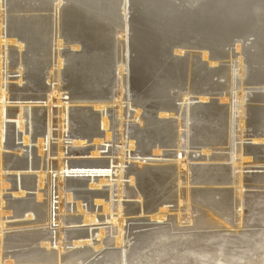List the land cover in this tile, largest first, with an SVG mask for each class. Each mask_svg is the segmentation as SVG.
<instances>
[{"label":"rangeland","instance_id":"1","mask_svg":"<svg viewBox=\"0 0 264 264\" xmlns=\"http://www.w3.org/2000/svg\"><path fill=\"white\" fill-rule=\"evenodd\" d=\"M37 1L38 3H36ZM49 1L50 2L52 1V3H50ZM49 1L35 0V2L31 1V3L29 1L30 4L29 3L26 4L25 2H22V7L15 9V5H17L18 3L17 0H0V5L2 4V7H3L2 11L4 14V20H5V27H4L5 32L3 35V40L5 41V39H11V40L18 41L19 43H21L19 39L24 40L23 41L24 43H21L23 44L22 50H20L17 45H10L8 49L0 48V52H4V57L5 58L8 57V63L4 62V65H3V70H2L3 73L1 71V74L3 76L2 85L7 94L6 96H8V100L5 101L4 99L6 109L4 111V116L2 117L4 118L3 120H1V106H0V121H2V123L4 124L5 136H6L5 139L3 140V149H2V155H3L2 156V159H3L2 169L4 168L3 169L4 186L3 187L1 186V181H0V190H2V193L0 192V200L4 202V206H3L4 210H6L7 207L8 208L11 207V205L15 206L17 203H20V202L24 203L25 201L26 203H31V204L33 203L34 204L35 203L45 204V202L48 199V196L43 194V199L41 201H38L37 196H36L37 191L35 190L36 186L38 190V185H37L38 183H36L38 181V174L39 172H43L52 177L51 178V188H52L51 191L52 190L53 191L51 192L52 194L51 201H53V204H54V205L51 204V222L44 223V226H40V224L37 225L36 223H34L36 220V218H33L34 216H32L33 219L32 218L26 219V217L18 218V217H15L14 215H8V217H11V218L4 220V222L8 224L9 226L7 225L4 227V230L7 228L8 231L5 230L4 233L2 232L3 237H5V235L10 236L12 234L11 236L18 237V239H20L21 241L20 244L24 245L25 248L20 247V248H15L12 250L11 249L7 250V248L3 246V248L0 250V255H1L0 262L6 263V261L7 262L11 261L10 257L14 255L12 258V261L16 262L15 259L19 257L20 260H18L17 262H22V263L24 262V264H26L25 263L26 261L40 259V258H43V256L45 257L46 255H44L45 253L44 251H47V250L57 251L59 248L58 246L59 244L61 245V248L64 251V252L62 251V255L64 256L72 255L73 257H76V256H79L81 253L83 255L86 251H88L86 255L84 254L85 255L84 257L87 258V260H85L81 264H95L97 263V261L99 263V261L102 260L101 258L104 257V254H106L108 251H111V250H114L118 252L120 255H122L124 259L122 261L123 263H120V264H125L126 262L125 255L128 249L131 250L132 246H133L132 248L137 247V244L139 243V240L142 235L154 233V232L158 233L162 231L163 233H165V230H166L167 234L165 233L166 236H164L163 240L160 239L162 240L161 243L159 240L157 245L151 247L150 249L145 250L144 254L141 257L142 259L134 260L132 263L136 262L134 264H190V263L193 264L195 263V261L192 258H189L187 261H184V259L181 258L182 255L186 254L184 252H187L188 250H190V251H195L197 254H202V253L205 254L204 252L206 253L208 252L207 254L209 255H207V258L203 259V262L209 261L208 264H218V263L219 264H225V263L226 264H249L250 262H252V264H262L259 262L264 259V72H262L264 71V69L262 70V68H264V64L263 62L256 60L254 57L253 58L251 57L250 52L253 51L252 44L256 40L255 36H253V34H244L245 36L242 34L237 35L238 33L232 35L230 39L226 41V43L218 44V49H217L219 51L218 55H215V56L210 55L208 59L209 61L205 59L203 60L202 58L203 53L207 51L204 48L205 46L203 45L204 46L203 47L202 44L200 43H198L197 45L194 42H191V43H188V46H187V43L185 44L184 42H178V43H175L174 45L172 44L174 46L173 48V46L171 45L172 51L174 50L176 51L178 48L180 49L181 45L182 47H184V51L185 52L187 51V52L186 53L184 52V55H181V57L183 60L184 59L186 60V62L184 60L185 63L184 62L183 63L186 65L188 64V65L187 66L182 65L184 67L182 69L184 70L181 69V71L182 72L184 71V73L180 71L181 74L177 75L180 77L181 75H183V77L181 78L182 80L180 79V77L172 75V77L167 79L168 82H165L162 84V81H159L156 78L158 76L154 77V75H152L153 77L151 78L146 77L147 79L146 78L144 79L142 78L143 76L140 77V75L137 73H136L137 77H136V74L133 75V70L134 72H137V69H134L131 63L134 65V63L136 62L137 56L135 54V48H133V45H134V42H132L133 41V33H132L133 31L131 30H136L135 29L136 25L134 27L136 15L134 14V11H133L134 7L130 5L131 4L130 0H120L118 2L117 9L119 13L117 15L119 18L117 19L116 23L112 25L113 29L117 30V33L114 32L111 35L112 39L109 41V43H108V38L106 37L107 39V42H105L106 46H103L104 49L100 47L101 52L100 50L98 52L100 57L96 55L97 53L95 54V52H93L92 49H89V51L91 52L88 51V48L84 49V44L79 43V45L81 46L80 47L78 43H76L78 42L77 40L80 39V37L79 38L73 37L72 33L75 35L77 33V35L80 36V34H78L79 31L75 33L72 32L73 28H71L70 26L68 28L67 25H70V24H68L69 22L66 21L67 20L66 13H68L66 8L68 6L69 7L72 6L71 3L69 2V5H68L67 1H63L62 5H60L61 7L56 13V7H57L56 1L57 0L55 1L49 0ZM41 2H44L42 4H45L44 9H41L38 6L39 3ZM46 2H48L47 3L48 7L46 6ZM35 3H36V7L33 6ZM52 5L55 7H53ZM80 7L82 8L81 10H84L82 6ZM37 8H38V11H37ZM46 9H49V11ZM40 11H43V12H40ZM63 11H65L66 16L65 14H63ZM37 17L41 18L40 19L42 20L41 24L44 27H41V24H38V26L32 25V23L34 22L33 19ZM57 17H58V20H57ZM59 17L61 18L59 19ZM55 22L56 23L58 22V24H56ZM127 23L128 25L129 24L130 25L128 26ZM39 27H41L40 30H39ZM46 30L48 31L46 32ZM123 30L125 34L120 32ZM37 31H39V33L41 34V35L39 34L40 36L38 35ZM41 31L45 32V35ZM130 32L132 34H130ZM63 33L66 34V36L68 37H66ZM69 34L73 38H71ZM12 35H15L16 38L12 37ZM129 35L132 37H130ZM55 37L58 39H56ZM53 38L56 40L54 41ZM171 38L172 40L175 39L174 37H171ZM60 39L63 42L62 43L63 46L62 48H60L61 50L59 49L60 54L64 62L65 61L66 62L64 63L63 65L64 67L62 68L61 81L60 82H58L57 80L49 81V76L51 74V71L52 70H54V72L57 71V69L54 67L55 66L54 60L56 58V54L54 55L55 49L53 48H55L54 45H56L57 40H60ZM69 39H72V40H69ZM128 40H130V42ZM69 41L71 43L73 42L72 43L73 45ZM35 42H36V45H35ZM4 44L6 45V42ZM108 44H109V47H108ZM39 45H42L44 47L42 48ZM70 45L74 49H71L72 47ZM185 45L187 47L190 46L189 48L191 49H188ZM35 46L38 48V50L35 49L36 48ZM39 47L41 48L39 49ZM51 47L52 49H50ZM175 47H177V49ZM102 50L105 55L102 53ZM51 52L53 55H51ZM44 54L46 58L44 57ZM38 55L39 57H37ZM72 55L74 56L72 57ZM91 56H92V60L95 59L94 62L92 60H91L92 62H90ZM40 57H42L43 60ZM80 57H81V60H80ZM212 57H214L213 60H211ZM86 59H88L89 62L88 61L86 62ZM40 60L43 62L45 61V62L43 63ZM36 61L38 63L34 67V65L36 64ZM80 61L81 62L84 61V62L81 63ZM101 61H103L104 65L103 64L101 65L102 63ZM104 61L106 62L104 63ZM121 61H123V63L125 64V69H126L122 80H120V77L118 76L119 73L117 69L118 63ZM211 61L213 62L216 61L217 65L209 66V63ZM241 61H243L242 67L244 71L248 73L246 74L247 77L244 76V78H241L239 74L240 68H241L240 67ZM77 62H80V63H77ZM40 63L43 64L42 67H40L41 66ZM45 63L46 65L44 66ZM51 63H53L54 65H52ZM96 63H98L97 68L95 65ZM256 64L258 66H256ZM191 65L194 66V68L192 66L194 71L192 70ZM20 67H22V73H20ZM195 67L197 71L195 70ZM199 69L202 70V72L205 71L204 72L205 75L201 76V78L200 76H196L197 74L196 72H199ZM161 70L162 69H160V72ZM191 70L194 74L195 73L196 74L190 76L189 72H191ZM218 70L220 71V73H218L219 72ZM222 73L224 75H222ZM231 73L233 74V78H234L233 85H232L233 88L229 90L230 84H231L230 83ZM203 77H204V80L207 79L205 81L206 83L202 82L204 81ZM109 81L112 83H110ZM96 82L97 83L99 82L100 84L99 83L98 84L100 86L97 85ZM172 82L174 83L172 84ZM200 85L201 87H199ZM145 86L147 87V91L145 89ZM155 88L157 90H155ZM148 89L150 91H148ZM241 90L243 91L244 94L242 95H244V98H245V99L243 98L244 104L242 105L243 114H241V111H239V109L241 108L239 104L240 100H239V97L236 96L242 93ZM57 92L59 95H57ZM82 94H83V97H85V100H81V101L74 100L75 95L80 96ZM202 94H205V95H202ZM144 95L146 99L144 98ZM50 96L54 98L53 99L54 103L52 105L49 104ZM100 96L105 97L107 101V102L105 101V104L109 108V110H106L107 114L105 113L109 121L108 132L111 136V138L108 140L105 139V136L106 134H108V132L105 133V131L107 130L104 131L101 125V120H100L101 113L99 110L94 109V105H95L94 99ZM204 96L206 97L208 96L207 97L208 101H205L202 104L198 99H201ZM17 97L20 98L21 100L18 99ZM87 97H88V100H86ZM184 99H186L187 101H185ZM220 99L222 100L223 104H221ZM58 102H61L63 106L68 107L70 109L67 115L65 116L60 115V109L63 106L58 104ZM133 103L135 104L133 105ZM164 104L170 109V111L168 110V112L164 114L165 116L162 117L160 113H163V112H159L158 110H156L155 106L164 105ZM187 105L191 106L192 109H194L195 107L199 105L200 107L198 108V111H200L199 114L201 115L199 116V118H203V119L205 118L207 121L204 120V122L205 121L206 122L204 124L201 123V125H199V123L195 125L191 121L188 122L187 120L189 117L186 111L184 115H182V120H181V114H180L181 109L182 107L184 106L186 107ZM21 106L25 109L24 113L27 114V116L29 115V107H33L35 111H39L40 112L39 114L42 118L43 125L45 126V128L47 127L49 117L51 116L52 137H51V143L49 145V148L46 147L44 149V152L46 153L44 155V160L41 159V155L38 152L39 151L38 146H37V143L34 137L31 136L30 143L28 145L24 143V136H29L27 133L29 132V128L27 131L19 130L17 123H16L17 120L15 118H12V116H10L11 112L20 110ZM49 107L52 108L51 111L49 110ZM211 107H212V110H211ZM120 108L122 109L121 114L118 111L120 110ZM79 109H83V110H79ZM138 109L140 110V117H139L140 119L135 121V117L138 112ZM146 109H147V112H146ZM78 110L81 111V113H78ZM209 112L211 113L209 114ZM203 113H204V117L202 115ZM211 116L212 117L214 116V117L212 118ZM216 117L218 118L216 119ZM211 118H212L213 123L208 122L209 120H211ZM219 119L222 123L219 121ZM242 120L244 121V126L240 127V123H242ZM144 121H146L145 124H144ZM26 122L27 124H29L28 119L27 121L25 120V123ZM89 122L92 123V126L90 127V129L88 128V126L85 125L86 123L89 124ZM148 123H150L151 125ZM218 125H223V127H225V130H227V127H229L230 129L225 132L223 131L225 134V139L223 140V142H221V144L212 147V150L208 155L203 152V150L206 149V146H203L200 143V140L198 141L196 137L202 134V131H200L201 127L202 128L207 127L209 129L211 127V128L216 129ZM161 126L164 129L163 132L161 131L162 129ZM181 126H182V129H181ZM148 131H149V134H148ZM150 131H152L153 133H151ZM189 131H190V134L188 135ZM129 135H130V138H129ZM148 135H150L151 137ZM100 136L101 138H103L102 140H104L106 143H102L103 145L99 144L98 151L101 155L100 157L93 158L91 156L92 152L97 151L96 150L97 148L94 146V140L99 139ZM136 136L137 138H135ZM168 136L171 141L169 140ZM200 136L202 137V135ZM132 137H134L135 140ZM139 137L141 138L144 137V138L141 139ZM183 137L184 139H182ZM151 138L152 139L154 138L155 142L151 140ZM231 138H232V141H231ZM148 139H150V141H147ZM129 140L135 142V148L132 149L131 151L129 148V142H130ZM179 140H181L180 141L181 144L179 143ZM152 141L155 144L154 143L151 144L150 142ZM74 142H80L82 143V146L73 145ZM148 142L150 144H147ZM165 142L168 145L162 144ZM157 143L160 144V146L162 145L161 146L162 148H160V146H156L158 145ZM154 145L157 147V149H155L156 147ZM179 145L180 147L181 146L182 147L181 148L178 147L177 149V146ZM61 148L62 150H64L63 151L64 156L62 160H65L67 164L69 163L68 165H71V164L75 165L78 163L82 164V162H85V161H100V160H105V159H106V162H116L117 163L116 165H114V167L117 169V172H115V174L116 176H118V174L119 175L123 174L122 175L123 180L121 179L120 182H122L121 184H123L122 187L125 193L123 195L121 204H122V207L124 206L122 208V211H123V216L125 220L124 224L126 223L124 226L126 228L124 227V232H123L124 240L120 246L118 247L115 246L113 242V239L116 236L115 234H117L118 232L117 223H114V222L112 223V221H110L107 217L102 215L99 211L100 205L97 206L95 204V201H97L98 199L103 202H107V201L105 199H100L98 197L90 198L88 201H81L82 207L84 208L86 207L85 208L86 211L88 210L89 213L96 214L97 216L99 215L97 218L98 222L96 221L97 223L95 222V224L91 223V225L90 224L84 225L83 223H80L81 220H79L78 213L73 212L75 211V208H76L75 204L78 202V199L75 198V196L73 195L74 193H72V200H70L72 203L69 201L67 202L66 198L68 197V192L66 191L63 193L64 195L62 199L65 200L64 202L68 203V204L66 203L65 204L69 205L70 213L65 212V214H63L62 216L67 219H74L76 220L75 221L76 223L61 225L59 229L62 228L64 230L61 233L66 234V236L65 234L62 236L63 239L60 240L61 242L56 241V239L54 242H49V239L46 238V239H42L41 244L39 245L31 244L35 240V239H32L34 237H32L33 235L31 233L41 230L40 232H43L45 234L46 230H49L52 232L58 228V225H57L58 222L56 221V219L57 217L59 218L61 215L58 214V206H57L59 203V199H58L59 195L57 192L58 190L56 189L57 188L56 186H58V184H56L58 183V179H56L58 178L56 165H58L59 163V157H58L57 151L58 149L61 150ZM103 148H106V149H103ZM141 148H145V149H141ZM146 148L147 149L149 148L148 151H146L147 150ZM121 150H124L122 155L120 153ZM151 150L153 153L151 152ZM155 150L158 152L155 153ZM240 153L243 154L244 156L242 161L239 158ZM145 154L155 155L156 157H147L148 158L147 160H152L154 161V163H148L146 165L140 166L139 162L144 159ZM118 158H121V159H118ZM246 158L250 160L249 161L247 160V162H245ZM177 160L184 163L183 164L184 166L188 165V168L190 169V171L188 172L187 171L188 169L184 168L182 171L184 173H182L180 177H179V173H178L179 171L177 168V162H178ZM17 162L18 163L23 162V163L22 164L19 163L20 164L19 165L17 164ZM119 162L122 165H120ZM26 163L28 166L25 165ZM172 164L174 165L171 166ZM49 168L51 170H48ZM203 168H205L204 170L205 172L206 170H211V169L213 171L214 169L215 170L221 169L222 171L221 175H220V172L217 173V171H215L213 172L214 174H212V176L214 177L215 175L219 174L222 177V175H226L229 178V180H231L230 181L231 186L229 185L227 186L225 185L208 186L207 185L206 186V185H203L202 183L194 184V182L199 183L198 180L201 176H206L205 174H203L205 173L203 171ZM134 170L135 171L138 170L137 174ZM140 170H143V171H140ZM160 170H161V174H160ZM169 171L170 172L172 171V173H174L175 171L174 176ZM155 172H156V176H155ZM66 173L67 174L69 173L68 176L73 178L71 181H76L75 180L76 176L74 174L76 175L82 174V173L85 174L86 176L83 175L82 177L86 178L87 181H91V179L93 180V175H96L95 174L96 171H85V172H80V171L68 172L67 171ZM200 173L203 175H201ZM20 174L22 175L21 177L19 176ZM47 175L45 176V184H44L45 186L47 183ZM132 175H134V177ZM170 175H172L171 176L172 178L170 177ZM68 176L67 178H69ZM148 176L149 178L145 179ZM157 176H159L158 179L155 178ZM162 176L165 179H163ZM175 176L176 178H174ZM209 176H211V174ZM130 177L134 178L135 185L130 183L131 182L129 181ZM235 177L236 178L242 177L241 178L242 186H243V189L241 190L242 192L238 191L237 187L233 184L235 183V179H236ZM160 178L162 179L163 182H161ZM166 178H168L167 180L168 182L170 181L169 183L166 181ZM34 181H35V187L33 186ZM148 181L154 184L152 185L154 188H152L151 183H149ZM189 181L191 182V185H188ZM31 182L33 184H31ZM158 182L159 183L161 182V183L159 184ZM145 183L147 184L148 187L146 186ZM25 184H26V187H25ZM89 184L90 182L88 183L84 182L85 187H82V190L81 188H79L76 192L84 191L87 194H94V195L95 194L97 195L100 193L101 194L103 193V195L104 194L107 195L109 194L108 192H110L108 190L109 186L106 184L104 185L106 187L103 189L101 188L100 190H98L97 188L91 189L92 187H89ZM155 184L156 185L158 184L157 187L155 186ZM113 185L115 186L113 187H114V191L116 192L115 200H114L115 201L114 206H116L118 202L117 196H118L119 188L117 186V183L114 182ZM28 187L30 188L27 189ZM166 187L167 189H165ZM21 188H24L22 189V191L24 190L25 195H22V196L16 195L17 192L18 193L22 192V191H19ZM45 188L43 187L42 190H44ZM162 188L163 190L161 191ZM144 189L145 190L147 189L148 191L147 190L145 191ZM210 189L212 193L210 192ZM205 190L206 192H204ZM129 191H131V194L129 193ZM226 192L228 193L230 192V193L227 194ZM146 195L148 196L150 195L151 198L150 196L148 197ZM212 196H214L213 197L214 199L212 198ZM146 197L150 199L147 200ZM153 197L155 198L152 199ZM185 198L186 199L188 198V200L189 199L190 200L186 202ZM156 200H159V202H157ZM161 201H162V204L160 203ZM218 202H220V205ZM228 203L229 205H227ZM151 205L156 209L154 210V208ZM205 205L207 206V208ZM163 206L168 207V212H167L168 217L165 218L166 220L165 219L163 221L153 220L151 215L154 214L155 216L156 214H158L157 211H160L159 209H161ZM209 206L211 207V209H209L210 208ZM55 207L57 210L55 209ZM66 207L67 206L65 207L63 206V211L68 209ZM217 207L219 210L216 209ZM113 210H115V213ZM113 210H112L113 215H116L118 211L116 210V208ZM148 210L150 213L146 212ZM23 215H20V216H23ZM210 215L211 216L213 215L212 217L216 219L223 218L222 216L225 215L226 218H228L227 219L228 223L226 222L224 223L223 221V224L226 225L225 227L223 225L217 226V224L212 225L213 227L209 226L210 228L205 227L206 229L203 227H200V222L207 219L208 216ZM110 217L111 219L114 218L112 214H110ZM115 217L116 218L114 219L116 220L117 216ZM30 219H32V223ZM64 222L66 223L65 220ZM36 225L38 227H35ZM102 228L107 232V234L105 232L106 236L104 234H101V235L99 234V231ZM18 232L20 236L18 235ZM113 232L115 233L113 234ZM68 233L70 234L69 236H68ZM74 233L75 234L78 233L77 236L82 234L81 236L91 237L90 243H92L93 241V245L90 244L91 246H81L78 248L77 247L74 248L73 242L76 239H72V238L77 237L75 236ZM27 234L28 235L30 234L31 236L29 235V237H27L28 236ZM72 235H74V237ZM107 235H108V238H107ZM21 236L23 239L21 238ZM54 236L55 235H53V237ZM98 236H102V237L104 236L105 240L107 239L106 241L112 244V246H107L103 250L94 252L92 246L96 245L98 241L100 240ZM192 237L195 239H193ZM161 238H163V236H161ZM167 238H169L170 240L168 241ZM45 242H48V243H45ZM28 244H31V245H28ZM220 246L222 248H220ZM32 247H34L36 250ZM20 251L22 252V254ZM42 251L44 252L43 255H42ZM89 252H91V254ZM28 254L29 256L31 254L32 257L29 258ZM34 254L37 256L39 254L40 255L38 256V258L37 257L33 258L35 257ZM237 254L238 255L242 254L243 261L239 263L235 262L234 260L235 258L233 257H235ZM15 255L17 256L16 258H15ZM23 255H24V259L21 258L23 257ZM49 256H46V257H49ZM51 256H53V254H51ZM229 256H231L232 259H230L231 257ZM226 261H228L229 263Z\"/></svg>","mask_w":264,"mask_h":264},{"label":"bare ground","instance_id":"2","mask_svg":"<svg viewBox=\"0 0 264 264\" xmlns=\"http://www.w3.org/2000/svg\"><path fill=\"white\" fill-rule=\"evenodd\" d=\"M18 1V3H17V5H15V9L16 8H19V7H22V2H25L26 4L27 3H29V1H30V3H31V1H34L35 2V0H17ZM47 1H49V0H47ZM55 1V0H54ZM53 1V2H54ZM63 1H67L68 2V5H69V2L71 3V5L72 6H66L67 8V11H68V13H66L67 14V18L66 17H64V18H66L67 20L66 21H68L69 23L68 24H70V25H67L68 26V28H69V26L71 27V28H73L71 31L72 32H78V34H80V36H78L77 35V33H76V35L75 34H73L72 32V35H73V37H80V39H78L77 41L78 42H76V43H78V45H79V43H82V44H84V49L86 48H88V51H89V49H92L93 50V52H95V54L96 55H98L99 56V54H98V52H99V50H100V52H101V49H100V47L102 48V49H104V47L103 46H106V43L105 42H107V39H106V37L108 38V43H109V41L112 39V34L115 32V33H117V30H114L113 29V24H115L116 23V21H117V19L119 18L118 17V13H119V11H118V9H117V4H118V2L120 1V0H57L56 1V4H57V7H56V13H57V11L59 10V8L61 7L60 5H62V3H63ZM192 2H193V0H191ZM195 1V0H194ZM50 2V1H49ZM130 2H131V4H132V6L134 7L133 9V11H134V14L136 15H133V16H135L136 17V20H135V24H134V27H135V25H136V27H135V29L136 30H131V31H133L132 33H133V41L132 42H134V45H136V46H134L133 45V48H135V54H136V62L134 63V65L131 63V65H132V67L134 68V69H137V72H134V70H133V75L134 74H139L140 75V77L141 76H143L142 78H146V77H148V78H151V77H153L152 75H154V77L155 76H158V77H156L159 81H162V84L163 83H165V82H168L167 81V79H169L170 77H172V75H175V76H177L178 74L180 75L181 73H180V71H181V69L182 68H184L183 66H185L186 64H184L185 62H186V60H185V62H184V60L182 59V57H181V55H184V47H182V45H181V48L179 49H177V47L179 46V44H178V46L177 47H175L177 50L175 51H172V46L175 44V43H178V42H184L185 44L187 43V46H188V43H191V42H194L195 44H197L198 45V43H200V44H202V46L206 49V51L207 52H205V53H203V56H202V58H203V60L205 59V60H208L209 59V57H210V55H218V44H221V43H226V41H228V39H230V37L232 36V35H234V34H236V33H238L237 35H239V34H242V35H244V34H253V36H255V38H256V40H255V42L252 44V50L253 51H251L250 53H251V57L253 58H255L256 60H258V61H261V62H263V64H264V0H199V2H200V5L198 6V10H196V8H195V10H196V12L194 13L193 12V14H189V17L190 18H188V19H186V17L185 16H180L181 18H182V20L183 21H181V18L178 16L177 17V15H175V16H173V15H171L170 14V12L172 11V10H174V9H177V8H179L180 6H182V4L185 6V8L187 9V10H190L189 9V7H190V5H191V3H190V0H173V1H169V0H130ZM136 2V3H135ZM2 3V2H1ZM14 3V2H13ZM29 3V4H30ZM36 3H38V1L36 2ZM36 3L33 5V6H35L36 7ZM42 3H44V2H41V3H39V8H41V9H44V7H45V4H42ZM48 2H46V6L48 7V4H47ZM50 3H52V1L50 2ZM65 3V2H64ZM73 3H74V5H73ZM56 4H55V6H56ZM130 4V5H131ZM25 5V4H24ZM32 5V4H31ZM77 5V6H76ZM129 5V6H130ZM26 6V5H25ZM28 6V5H27ZM53 6V5H52ZM55 6H53V7H55ZM80 6H82L83 8H84V10H86V11H84V10H81L82 8L80 7ZM52 7V8H53ZM136 7V8H135ZM2 4L0 5V48L1 49H4V48H9L10 47V45H17L18 46V48L20 49V50H22L23 49V44H21V43H24L23 41V39H19V41H21V43H19L18 41H16V40H11V39H5V41L3 40V35H4V27H5V20H4V14H3V11H2ZM51 8V7H50ZM130 8V7H129ZM33 9H34V7H33ZM62 9V8H61ZM60 9V10H61ZM63 9H65V8H63ZM21 10H22V8H21ZM40 10V9H39ZM46 10H48L49 11V9H46ZM54 10V9H53ZM52 10V11H53ZM37 11H38V8H37ZM66 11V12H67ZM87 11H88V13H87ZM122 11V10H121ZM40 12H43V11H40ZM46 12V11H45ZM54 13V12H53ZM61 13V12H60ZM63 14H65V11H63ZM62 14V15H63ZM66 14H65V16H66ZM60 15V14H59ZM131 17V16H130ZM61 17H59V19H60ZM134 18V17H133ZM41 18H39V17H37V18H34L33 20H34V22L32 23V25H36V26H38V24H41L42 22V20H40ZM103 21H102V20ZM22 20H24V19H22ZM57 20H58V17H57ZM133 21V20H132ZM65 22V21H64ZM130 22V21H129ZM17 23H18V21H17ZM44 23V22H43ZM56 23V22H55ZM66 23V22H65ZM64 23V24H65ZM56 24H58V22L56 23ZM46 25V24H45ZM127 25H128V23H127ZM130 25V24H129ZM128 25V26H129ZM31 26V25H30ZM57 26V25H56ZM59 26V25H58ZM123 26V25H122ZM32 27V26H31ZM34 27V26H33ZM41 27H44V26H42V24H41ZM41 27H39V30H40V28ZM36 28V27H35ZM46 28V27H45ZM57 28V27H56ZM64 28V27H63ZM70 28V29H71ZM130 28V27H129ZM132 28H133V26H132ZM37 29V28H36ZM47 29V28H46ZM69 29V30H70ZM75 29V30H74ZM28 30V29H27ZM38 30V29H37ZM43 30H45V29H43ZM58 30V29H57ZM31 31V30H30ZM35 31V30H34ZM33 31V32H34ZM48 30H46V32H47ZM61 31V30H60ZM63 31V30H62ZM68 31V30H67ZM128 31H130V30H128ZM42 33H44V35H45V32H43V31H41ZM59 32V31H58ZM57 32V33H58ZM121 33H123V34H125V32H124V30L123 31H120ZM188 32H190V33H188ZM37 33H38V35L40 34L39 33V31H37ZM60 33V32H59ZM69 33V32H68ZM70 33V34H71ZM131 32H130V34H132ZM19 34V33H18ZM64 34V33H63ZM69 34V35H70ZM108 34H109V36H108ZM128 34H129V32H128ZM35 35V34H34ZM37 35V34H36ZM37 35V36H38ZM41 35V34H40ZM39 35V36H40ZM47 35V34H46ZM65 36H66V34H64ZM75 35V36H74ZM36 36V37H37ZM58 36V35H57ZM64 36V37H65ZM130 36V35H129ZM245 36V35H244ZM12 37H15L16 38V36L15 35H12ZM22 37H24V36H22ZM53 37V36H52ZM59 37V36H58ZM66 37H68V36H66ZM70 37L71 38H73L71 35H70ZM130 37H132V36H130ZM129 37V38H130ZM171 37H174L175 39L174 40H172V38ZM32 38V37H31ZM39 38V37H38ZM45 38V37H44ZM56 38V37H55ZM54 39V38H53ZM56 39H58V38H56ZM56 39H54V41L56 40ZM77 39V38H76ZM132 39V38H131ZM36 40V39H35ZM69 40H72V39H69ZM37 41V40H36ZM40 41H42V40H40ZM44 41H45V39H44ZM52 41V40H51ZM73 41H74V39H73ZM129 42H130V40H128ZM6 42V45L4 44ZM32 42H33V40H32ZM70 42V41H69ZM131 42V43H132ZM38 43V42H37ZM63 42H62V40L60 39V40H57V42H56V45H54L55 46V48H53V49H55V53H54V55L56 54V58H55V56H54V58H55V68L57 69V71H55L54 72V70H52L51 71V74H50V76H49V81L50 80H53V81H58V82H60L61 81V73H62V68L64 67L63 65H64V63L66 62H64V60H63V58L61 57V54H60V48H62V46H63V44H62ZM68 43V42H67ZM71 43V42H70ZM73 43V42H72ZM71 43V44H72ZM125 44V43H124ZM173 44V45H172ZM182 44V43H181ZM35 45H36V42H35ZM73 45V44H72ZM172 45V46H171ZM39 46H41L42 48L44 47V46H42V45H39ZM51 46V45H50ZM71 46V45H70ZM74 46H76V45H74ZM80 46V45H79ZM186 46V45H185ZM186 46V47H187ZM32 47V46H31ZM36 47V46H35ZM34 47V48H35ZM41 47H39V49L41 48ZM72 47V46H71ZM76 47H78V46H76ZM81 47V46H80ZM108 47H109V44H108ZM190 47V46H189ZM189 47H187L188 49H191V48H189ZM199 47V46H198ZM33 48V47H32ZM173 48H174V46H173ZM35 49H37L38 50V48L36 47ZM45 49V48H44ZM50 49H52V47L50 48ZM60 49V50H59ZM71 49H74L73 47L71 48ZM79 49V48H78ZM77 49V50H78ZM76 50V49H75ZM98 50V51H97ZM106 50V49H105ZM124 50V49H123ZM186 50V49H185ZM3 51V50H2ZM44 51V50H43ZM42 51V52H43ZM73 51V50H72ZM85 51V50H84ZM134 51V50H133ZM21 52V51H20ZM19 52V53H20ZM38 52V51H37ZM40 52V51H39ZM89 52H91V51H89ZM116 52V51H115ZM187 52V51H186ZM185 52V53H186ZM22 53V52H21ZM102 53L104 54V52H103V50H102ZM174 53V54H173ZM37 54H39V53H37ZM42 54V53H41ZM41 54H40V56H41ZM94 54V53H93ZM222 54V53H221ZM51 55H53L52 54V52H51ZM63 55V54H62ZM101 55V54H100ZM105 55V54H104ZM194 55V54H193ZM199 55V54H198ZM74 55H72V57H73ZM185 56H186V54H185ZM184 56V57H185ZM188 56V55H187ZM190 56V55H189ZM20 57V56H19ZM37 57H39V55L37 56ZM44 57L46 58V56H45V54H44ZM65 57V56H64ZM68 57V56H67ZM69 57H70V55H69ZM71 57V58H72ZM76 57H77V55H76ZM75 57V58H76ZM79 57V56H78ZM87 57H88V55H87ZM100 57V56H99ZM217 57V56H216ZM32 58V57H31ZM42 60H43V58L42 57H40ZM39 58V59H40ZM82 58H84V57H82ZM186 58V57H185ZM191 58V57H190ZM51 59V58H50ZM74 59V58H73ZM100 59V58H99ZM214 59V57H212V59L211 60H213ZM220 59V58H219ZM218 59V60H219ZM238 59V58H237ZM36 60V59H35ZM45 60V59H44ZM76 60V59H75ZM78 60V59H77ZM80 60H81V57H80ZM92 56H91V59H90V62H94V60H92ZM183 60V61H182ZM38 61V60H37ZM36 61V64L34 65V67L37 65V62ZM41 61V60H40ZM53 61V62H54ZM85 61V60H84ZM84 61H82V62H84ZM88 61V59H86V62ZM209 61V60H208ZM4 62H7L8 63V57L7 58H5L4 57V52H0V89H1V93H0V106H1V120H3L4 118H2L3 116H4V111H5V109H6V107H5V102H4V99H5V101L6 100H8V96H6L7 94H6V92H5V90H4V87H3V85H2V82H3V76H2V74H1V71L3 70V65H4ZM25 62V61H24ZM33 62V61H32ZM41 62H43V61H41ZM45 62V61H44ZM43 62V63H44ZM81 62V61H80ZM80 62H77V63H80ZM81 62V63H82ZM89 62V61H88ZM102 63H101V65L103 64V61H101ZM106 61H104V63H105ZM184 62V63H183ZM241 63V68H240V72H239V74H240V77L241 78H244V76H246L247 77V75L246 74H248L247 72H245L244 71V69H243V67H242V65H243V61H241L240 62ZM6 64V63H5ZM21 64H22V62H21ZM21 64H20V66H21ZM41 64V66L40 67H42V63H40ZM52 65H54L53 63H51ZM259 64V63H258ZM46 65V63L44 64V66ZM49 65V64H48ZM96 65V68H97V65H98V63H96L95 64ZM94 65V66H95ZM99 65H100V63H99ZM104 65V64H103ZM183 65V66H182ZM188 65V64H187ZM186 65V66H187ZM213 65H217V62L216 61H211L210 63H209V66H213ZM19 66V65H18ZM43 66V67H44ZM93 66V65H92ZM192 66L193 65H191V68H192ZM208 66V67H209ZM256 66H258L257 64H256ZM260 66V65H259ZM23 67V66H22ZM22 67H20V73H22ZM33 67V68H34ZM40 67H38V68H40ZM37 68V67H36ZM35 68V69H36ZM46 68V67H45ZM69 68V67H68ZM193 68H194V66H193ZM193 68H192V70H193ZM202 68H203V66H202ZM211 68V67H210ZM245 68V67H244ZM34 69V70H35ZM118 76L120 77V80H122L123 79V76H124V73H125V71H126V69H125V64L123 63V61H121V62H119L118 63ZM160 69H162L161 70V72H160ZM164 69V70H163ZM189 69H190V67H189ZM198 69V68H197ZM258 69H260V68H258ZM264 68H262V70H263ZM33 70V69H32ZM94 70V69H93ZM182 70H184V69H182ZM192 70H191V72H189L190 73V76H192V75H195L196 73V76H200V78H201V76H203V75H205V71L204 72H202V70H200L199 69V72H196L197 70H196V67H195V74L192 72ZM43 71V70H42ZM194 71V70H193ZM219 71V70H218ZM259 71H261V70H259ZM33 72V71H32ZM132 72V71H131ZM182 72V71H181ZM262 72H264V71H262ZM2 73H3V71H2ZM38 73V72H37ZM98 73V72H97ZM182 73H184V71L182 72ZM193 73V74H192ZM218 73H220V71L218 72ZM260 73V72H259ZM137 74H136V77H137ZM160 74V75H159ZM31 75V74H30ZM222 75H224L223 73H222ZM213 76V75H212ZM261 76V75H260ZM5 77V76H4ZM31 77V76H30ZM35 77V76H34ZM177 77H180V76H177ZM183 77V75H181V77H180V79ZM206 77V76H205ZM208 77V76H207ZM176 78V77H175ZM199 78V77H198ZM210 78V77H209ZM224 78V77H223ZM34 79V78H33ZM147 79V78H146ZM177 79V78H176ZM186 79V78H185ZM192 79V78H191ZM233 74L231 73V75H230V88H229V90H231V88H233ZM37 80V79H36ZM85 80V79H84ZM142 80V79H141ZM152 80V79H151ZM166 80V81H165ZM179 80V79H178ZM182 80V79H181ZM195 80V79H194ZM203 80H204V77H203ZM207 80V79H206ZM206 80H204V81H202V82H205ZM262 80H263V78H262ZM159 81H157V82H159ZM193 81V80H192ZM110 82V81H109ZM154 82V81H153ZM171 82V81H170ZM179 82V81H178ZM182 82V81H181ZM187 82H188V80H187ZM20 83H21V81H20ZM99 83V82H98ZM97 82H96V84L97 85H99ZM110 83H112V82H110ZM145 83V82H144ZM174 82H172V84H173ZM190 83H191V81H190ZM206 83V82H205ZM167 84V83H166ZM105 85V84H104ZM139 85H141V84H139ZM170 85V84H169ZM194 85H196V84H194ZM199 85V84H198ZM41 86V85H40ZM55 86V85H54ZM100 86V85H99ZM163 86V85H162ZM218 86V85H217ZM98 87V86H97ZM110 87V86H109ZM143 87V86H142ZM199 87H201V85L199 86ZM212 87V86H211ZM141 88V87H140ZM153 88V87H152ZM160 88H161V86H160ZM165 88H166V86H165ZM196 88V87H195ZM222 88V87H221ZM126 89V88H125ZM138 89V88H137ZM145 89H146V91H147V87L145 86ZM154 89V88H153ZM201 89V88H200ZM8 90V89H7ZM155 90H157L156 88H155ZM161 90V89H160ZM148 91H150L149 89H148ZM220 91V90H219ZM242 91V90H241ZM139 92V91H138ZM156 92H158V91H156ZM207 92H209V91H207ZM213 92V91H212ZM109 93V92H108ZM107 93V94H108ZM146 93V92H145ZM151 93V92H150ZM165 93V92H164ZM241 93V92H240ZM23 94V93H22ZM105 94V93H104ZM124 94V93H123ZM138 94V93H137ZM163 94V93H162ZM196 94V93H195ZM242 94H244L243 93V91H242V93L238 96V95H236L237 97H239V104H240V109H239V111H241V114H243V101H244V95H242ZM29 95V94H28ZM57 95H59L58 94V92H57ZM202 95H205V94H202ZM21 96H23V95H21ZM53 96V95H52ZM52 96H50L49 97V104H53L54 103V98L52 97ZM97 96V95H96ZM137 96V95H136ZM138 97V96H137ZM208 97V96H207ZM206 96H204V97H202L201 99H198L202 104H203V102H205V101H208V98H207ZM18 98V97H17ZM23 98V97H22ZM141 98H143V97H141ZM144 98H145V95H144ZM244 98V99H243ZM18 99H20V98H18ZM92 99V98H91ZM90 99V100H91ZM122 99V98H121ZM146 99V98H145ZM212 99V98H211ZM21 100V99H20ZM19 100V101H20ZM33 100V99H32ZM74 100H79V101H81V100H85V97H83V94L82 95H80V96H78V95H75L74 96ZM74 100H72V101H74ZM86 100H88V97L86 98ZM95 105H94V109H97V110H99L100 111V120H101V125H102V127H103V129H104V131L105 130H107V131H105V133L106 132H108V127H109V121H108V118H107V116H106V110H109V108H108V106L105 104V101H106V99H105V97H103V96H100V97H96L95 99ZM124 100V99H123ZM141 100V99H140ZM185 101H187L186 99H184ZM221 100V99H220ZM146 101V100H145ZM213 101V100H212ZM217 101V100H216ZM24 102V101H23ZM23 102H22V104H23ZM107 102V101H106ZM130 102V101H129ZM133 102V101H132ZM190 102V101H189ZM221 102V104H223L222 103V100L220 101ZM6 103H8V102H6ZM29 103V102H28ZM32 103V102H31ZM144 103V102H143ZM185 103V102H184ZM183 103V104H184ZM58 104H60V105H62L61 104V102H58ZM135 103H133V105H134ZM149 104V103H148ZM158 104V103H157ZM163 104V103H162ZM186 104V103H185ZM48 105V104H47ZM68 105V104H67ZM155 105H156V103H155ZM201 105V104H200ZM211 105V104H210ZM63 106V105H62ZM145 106V105H144ZM149 106V105H148ZM154 106V105H153ZM152 106V107H153ZM218 106V105H217ZM141 107V106H140ZM146 107V106H145ZM156 108V110H158L159 112H163V113H160V115L162 116V117H164L165 115V113H167L168 112V110L170 111V109L167 107V106H165V104L164 105H159V106H155ZM200 106L198 105L197 107H195L194 109H192L191 108V106H189V105H187L186 107L184 106V107H182V109H181V120H182V115H184V113H185V111L188 113V122H193L195 125H197L198 123H199V125H201V123L202 124H204L207 120L204 118H199V116H201L200 114H199V112L200 111H198V108H199ZM216 107V106H215ZM228 107V106H227ZM246 107V106H245ZM143 108V107H142ZM203 108V107H202ZM214 108V107H213ZM217 108V107H216ZM215 108V109H216ZM220 108V107H219ZM51 107H49V110L51 111ZM89 109V108H88ZM152 109H154V108H152ZM214 109V110H215ZM24 108L21 106L20 107V110H18V111H13V112H11V114H10V116H12V118H15L16 120H17V126H18V129L19 130H21V131H27L28 130V128H29V132H27L28 133V135L29 136H24V143L25 144H29L30 143V138H31V136L32 137H34L35 138V140H36V143H37V146H38V152L40 153V155H41V159L42 160H44V155L46 154L45 152H44V149L47 147V148H49V145H50V143H51V137H52V130H51V116L49 117V120H48V124H47V127L45 128V126L43 125V121H42V118H41V116H40V112L39 111H35L34 109H33V107H29V115L27 116V114H25L24 113ZM28 110V109H27ZM69 108L68 107H65V106H63V107H61V109H60V115L62 116V115H67V113L69 112ZM79 110H83V109H79ZM78 110V113H81V111H79ZM96 110V111H97ZM145 110V109H144ZM202 110V109H201ZM209 110V109H208ZM207 110V111H208ZM211 110H212V107H211ZM219 110V109H218ZM49 111V112H50ZM119 112H120V114L122 113V109L120 108V110H118ZM206 111V112H207ZM216 111V110H215ZM214 111V112H215ZM221 111V110H220ZM219 111V112H220ZM8 112V111H7ZM48 112V113H49ZM54 112V111H53ZM95 112V111H94ZM146 112H147V109H146ZM158 112V113H159ZM28 113V112H27ZM106 113V114H105ZM171 113V112H170ZM205 113V112H204ZM204 113L202 114L203 115V117H204ZM211 112H209V114H210ZM53 114V113H52ZM147 114H149V113H147ZM261 114V113H260ZM179 115V114H178ZM207 115V114H206ZM213 115V114H212ZM217 115V114H216ZM9 116V117H10ZM63 116V117H64ZM219 116V115H218ZM140 110L138 109V112H137V114H136V117H135V121L136 120H139L140 118ZM187 117V116H186ZM208 117H209V115H208ZM212 117V116H211ZM214 117V116H213ZM212 117V118H213ZM259 117V116H258ZM97 118V117H96ZM149 118V117H148ZM147 118V119H148ZM212 118H211V120H209L208 122H212ZM218 117H216V119H217ZM27 119H28V121H29V124H27V122L25 123V120L27 121ZM110 119V118H109ZM208 119H210V118H208ZM145 120V119H144ZM163 120V119H162ZM204 120H206L205 122H204ZM219 121H220V119H219ZM145 122L146 121H144V124H145ZM149 122V121H148ZM181 122V121H180ZM221 122V121H220ZM151 123V122H150ZM150 123H148V124H150ZM154 123V122H153ZM213 123V122H212ZM222 123V122H221ZM228 123H229V121H228ZM179 124V123H178ZM207 124H209V123H207ZM45 125H46V123H45ZM86 126H88V128L90 129V127L92 126V123L91 122H89V124L88 123H86L85 124ZM151 125V124H150ZM158 125V124H157ZM186 125V124H185ZM210 125H211V123H210ZM153 126V125H152ZM160 126V125H159ZM184 126V125H183ZM213 126V125H212ZM244 126V121L242 120V123H240V127H243ZM154 127H156V126H154ZM209 127V126H208ZM131 128V127H130ZM161 131L163 132V127L161 126ZM195 128H197V127H195ZM220 128H222V129H220ZM181 129H182V126H181ZM191 129V128H190ZM189 129V130H190ZM224 129V130H223ZM230 128L229 127H227V130H229ZM149 130V129H148ZM227 130H225V127H223V125H218L217 126V128L216 129H214V128H211L210 127V129L209 128H207V127H205V128H202L201 127V130L200 131H202V134H200V135H202V137L200 136V135H198L196 138H197V140L199 141L200 140V143L203 145V146H206V149H204L203 150V152L204 153H206V154H208L209 155V153L211 152V150H212V147H214V146H217V145H219V144H221V142H223V140L225 139V134H224V132L225 131H227ZM133 131V130H132ZM146 131V130H145ZM224 131V132H223ZM151 133H153L152 131H150ZM161 132V133H162ZM139 133V132H138ZM134 134V133H133ZM148 134H149V131H148ZM190 134V131H189V133H188V135ZM151 135V134H150ZM150 135H148V136H150ZM155 135V134H154ZM153 135V136H154ZM164 135V134H163ZM167 135H169V134H167ZM133 136V135H132ZM145 136V135H144ZM179 136V135H178ZM5 128H4V124L2 123V121H0V181H1V186L3 187L4 186V176H3V169H2V161H3V159H2V149H3V140L5 139ZM85 137V136H84ZM147 137V136H146ZM151 137V136H150ZM155 137V136H154ZM88 138V137H87ZM86 138V139H87ZM101 136L99 137V139H96V140H94V146L97 148L96 150L97 151H95V152H92V154H91V156L94 158V157H100V153H99V144H102V143H106L104 140H102L103 138H101ZM111 138V136H110V134H109V132H108V134H106V136H105V139H110ZM129 138H130V135H129ZM134 140H135V138H137V136L134 138V137H132ZM139 138H141V137H139ZM144 138V137H143ZM143 138H141V139H143ZM161 138V137H160ZM167 138V137H166ZM168 138H169V136H168ZM146 139V138H145ZM156 139V138H155ZM179 139V138H178ZM177 139V140H178ZM182 139H184V137L182 138ZM125 140V139H124ZM151 140H153L154 141V138L152 139L151 138ZM167 140V139H166ZM169 140H170V138H169ZM130 141V140H129ZM146 141V140H145ZM147 141H150V139H148ZM150 142L151 144L152 143H154V142ZM171 141V140H170ZM180 141L181 140H179V143H180ZM194 141H196V140H194ZM231 141H232V138H231ZM137 142V141H136ZM142 142V141H141ZM192 142V141H191ZM253 142V141H252ZM138 143H140V142H138ZM149 142L147 143V144H150ZM170 143V142H169ZM45 144H47V145H45ZM61 144V143H60ZM145 144V143H144ZM155 144V143H154ZM158 144V143H157ZM162 144H166V145H168L166 142L165 143H162ZM181 144V143H180ZM198 144V143H197ZM73 145H81L82 146V143H80V142H74V144ZM103 145V144H102ZM137 145V144H136ZM146 145V144H145ZM141 146V145H140ZM155 146V145H154ZM156 146H160V144H158V145H156ZM155 146V147H156ZM162 146V145H161ZM160 146V148H162ZM164 146V145H163ZM143 147H144V145H143ZM147 147V146H146ZM149 147V146H148ZM152 147V146H151ZM166 147V146H165ZM164 147V148H165ZM178 147H180V145L179 146H177V149H178ZM182 147V146H181ZM180 147V148H181ZM210 147V148H209ZM129 148H130V151L132 150V149H134L135 148V142L134 141H130L129 142ZM103 149H106V148H103ZM122 149V148H121ZM126 149V148H125ZM141 149H145V148H141ZM147 149V148H146ZM149 149V148H148ZM148 149L146 150V151H148ZM151 149H153V148H151ZM155 149H157V147L155 148ZM183 149V148H182ZM128 150V149H127ZM159 150H161V149H159ZM63 151L64 150H62V148H61V150L60 149H58V151H57V153H58V157H59V163H58V165H56V169H57V175H58V178H56V179H58V183H56V184H58V186H56L57 188V192H58V199H59V203H58V214H60L61 216L58 218L57 217V219H56V221L58 222V228L56 229V230H54V231H49V230H46V233L44 234L43 232H40V231H36V232H33V233H31L33 236L32 237H34V238H32V239H35L34 240V242H32L31 244H33V245H39V244H41V241H42V239H49V242H54L55 241V239H56V241H60V240H62L63 238H62V236L65 234V233H61V232H63L64 230L61 228V229H59L60 227H61V225L62 224H70V223H76L75 221L76 220H74V219H67V218H65V217H63L62 215L63 214H65V212L66 213H70V211H69V209H70V207H69V205H66V204H68L67 202L69 201V202H71L70 200H72V193H74L73 195L75 196V198H77L78 199V202L75 204V211H73V212H76V213H78V215H79V220H81V222L80 223H83L84 225L85 224H90L91 225V223H94L95 224V222L98 220L97 218H98V216L96 215V214H93V213H89L88 212V210L86 211V207L84 208V207H82V203H81V201H88L90 198H93V197H98V198H100V199H105L107 202H103V201H101V200H97V201H95V204L98 206V205H100L99 207H100V209H99V211H100V213L102 214V215H104L105 217H107L110 221H112V223L114 222V223H117V227H118V232H117V234H115L116 236H115V238L113 239V242H114V245L115 246H120L121 245V243H123V240H124V236H123V232H124V225L126 224H124V222H125V220H124V216H123V211H122V208L124 207H122V199H123V195L125 194L124 193V189H123V184H121L122 182H120L121 181V179H122V175L120 174H118V176H116V174H115V172H117V169L114 167V165H116L117 163L116 162H106V159L105 160H100V161H85V162H82V164H75V165H68L67 164V162L65 161V160H62V158H63V156H64V154H63ZM123 151L124 150H121L120 151V153H121V155L123 154ZM130 151H129V153H130ZM139 151V150H138ZM145 151V150H144ZM163 151V150H162ZM177 151H179V150H177ZM243 151V150H242ZM151 152H152V150H151ZM156 152H158V151H156L155 150V153ZM160 152V151H159ZM153 153V152H152ZM161 153V152H160ZM159 153V154H160ZM163 153V152H162ZM167 153V152H166ZM165 153V154H166ZM181 153V152H180ZM253 153V152H252ZM251 153V154H252ZM249 154V153H248ZM157 155V154H156ZM168 155V154H167ZM172 155V154H171ZM177 156V155H176ZM182 156V155H181ZM49 157V156H48ZM147 157H156L155 155H147V154H145L144 155V159L143 160H141L140 162H139V164H140V166H143V165H146V164H148V163H154V161H152V160H147L148 158ZM157 157H159V156H157ZM179 157V156H178ZM243 154H239V158H240V160L242 161V159H243ZM171 158V157H170ZM248 158V157H247ZM245 159V162H247V160L249 161L250 159ZM118 159H121V158H118ZM127 159V158H126ZM129 159V158H128ZM150 159V158H149ZM178 159V158H177ZM180 159V158H179ZM183 160V159H182ZM229 160V159H228ZM136 161V160H135ZM178 161V160H177ZM11 162V161H10ZM23 162H24V160H23ZM23 162H19L20 164H22ZM26 162V161H25ZM165 162V161H164ZM169 162V161H168ZM184 162V161H183ZM18 162H17V164H19ZM120 163V162H119ZM12 164V163H11ZM16 164V165H17ZM19 164V165H20ZM125 164H126V162H125ZM184 163H182L181 161H178L177 162V168H178V173H179V177H180V175L182 174V173H184V172H182L183 171V169L184 168H187L188 170V172L190 171V169L188 168V165H183ZM7 165V164H6ZM25 165H27V163L25 164ZM120 165H122L121 163H120ZM174 164H172L171 166H173ZM175 165H176V163H175ZM28 166V165H27ZM30 166V165H29ZM170 166V165H169ZM168 166V167H169ZM15 167V166H14ZM118 167V166H117ZM121 167V166H120ZM145 167V166H144ZM159 167V166H158ZM13 168V167H12ZM152 168V167H151ZM156 168V167H155ZM170 168V167H169ZM172 168V167H171ZM71 169V170H70ZM144 169V168H143ZM147 169V168H146ZM145 169V170H146ZM162 169V168H161ZM168 169V168H167ZM167 169H165V170H167ZM202 169V168H201ZM43 170V169H42ZM48 170H51L50 168L48 169ZM120 170H121V168H120ZM149 170V169H148ZM153 170V169H152ZM163 170V169H162ZM176 170V169H175ZM205 170V168H203V171ZM71 172V171H80V172H85V171H96V175H93V180L91 179V181H87L86 180V178H84V177H82L83 175L84 176H86L85 174H74L75 176H76V181H71L73 178H71V177H69L68 176V174L66 173V172ZM119 171V170H118ZM135 171V170H134ZM137 171L138 170H136L135 172H136V174H137ZM140 171H143V170H140ZM154 171V170H153ZM153 171H151V172H153ZM164 171V170H163ZM163 171H162V173H163ZM202 171V172H203ZM215 171H217V173L218 172H220V175H221V169L220 170H218V169H214V171L211 169V170H206V172L205 173H203V174H205L206 176H201L200 178L199 177H197V178H199V183H195L194 182V184H200V183H202L203 185H208V186H219V185H225V186H227V185H229V186H231L230 184H231V180H229V178L226 176V175H222V177L218 174V175H215L214 177L212 176V174H214L213 172H215ZM146 172V171H145ZM144 172V173H145ZM149 172V171H148ZM150 172V173H151ZM167 172V171H166ZM170 172V171H169ZM195 172V171H194ZM199 172V171H198ZM73 173V172H72ZM75 173V172H74ZM86 173H88V172H86ZM115 175H114V174ZM132 173V172H131ZM130 173V174H131ZM143 173V172H142ZM170 173H172V171L170 172ZM174 173H175V171H174ZM174 173H172L173 174V176H174ZM186 173V172H185ZM56 174V173H55ZM146 174V173H145ZM152 174H154V173H152ZM151 174V175H152ZM158 174H159V172H158ZM160 174H161V170H160ZM166 174V173H165ZM164 174V175H165ZM201 174V173H200ZM203 174H201V175H203ZM207 174H211V176H209V175H207ZM216 174V173H215ZM225 174V173H224ZM239 174V173H238ZM47 174H45V173H43V172H39V174H38V181L36 182V183H38L37 185H38V190H37V186L35 187V181H34V187H35V190L37 191V200L38 201H41L42 199H43V194H45L46 196H48V199H47V201L45 202V204H42V203H33V204H31V203H26V201L24 202V203H17L15 206H12L11 204V207H7V209L6 210H4L3 209V206H4V202L2 201V200H0V233H1V235H2V232L4 233V231L5 230H7V228L4 230V227L5 226H7L8 224H6L5 222H4V220L5 219H8V218H11V217H8V215H14L15 217H26V219H28V218H32V216H34L33 218H36V220H35V222L34 223H36L37 225L38 224H40V226H44V223H50L51 222V204L52 205H54L53 204V201H51V192L53 191H51V176L50 175H47V183H46V186L44 185L45 184V176H46ZM54 175V174H53ZM71 175V174H70ZM148 175V174H147ZM146 175V176H147ZM168 175V174H167ZM20 177L22 176L21 174L19 175ZM67 176L69 177V178H67ZM95 176H97V177H95ZM133 177H134V175H132ZM155 176H156V172H155ZM169 176V175H168ZM172 175H170V177H171ZM197 176H198V174H197ZM234 176V175H233ZM240 176V175H239ZM141 177V176H140ZM143 177H144V175H143ZM158 177L159 176H157V177H155V178H157L158 179ZM163 177V176H162ZM167 177V176H166ZM170 177H168V178H170ZM177 177H178V175H177ZM207 177V178H206ZM67 178V179H66ZM147 178H149V176L148 177H146L145 179H147ZM151 178V177H150ZM154 178V177H153ZM154 178V179H155ZM168 178H166V181L168 180ZM172 178V177H171ZM174 178H176V176L174 177ZM188 178V177H187ZM186 178V179H187ZM190 178V177H189ZM236 178V177H235ZM234 178V179H235ZM242 178V177H241ZM241 178H236L235 179V183H233L236 187H237V189H238V191H241L242 189H243V186H242V179ZM138 179V178H137ZM141 179V178H140ZM139 179V180H140ZM144 179V180H145ZM156 179V180H157ZM163 179H165L164 177H163ZM181 179V178H180ZM234 179H233V181H234ZM123 180V179H122ZM149 180V179H148ZM155 180V181H156ZM160 180H161V182H163L162 181V179L160 178ZM204 180V181H203ZM26 181H28V180H26ZM129 181H131L130 183H132V184H134V178H132V177H130V180ZM141 181H143V180H141ZM153 181V180H152ZM158 181V180H157ZM177 181V180H176ZM194 181H196V180H194ZM197 181V182H198ZM57 182V181H56ZM84 182L86 183H88V182H90V184H89V187H92L91 189H93V188H97L98 190H100L101 188L103 189V188H105L106 186H104L105 184L106 185H108L107 187H108V190L110 191V192H108L109 194H107V195H103V193L101 194H87V193H85L84 191H80V192H76L79 188H81V190H82V187H85V185H84ZM114 182L115 183H117V186H118V188H119V191H118V196H117V199H118V202H117V204H116V206H114L115 205V191H114ZM140 182V181H139ZM149 182V181H148ZM154 182V181H153ZM160 182V183H161ZM168 182V181H167ZM170 182V181H169ZM168 182V183H169ZM172 182H173V180H172ZM26 183V182H25ZM149 183H151V182H149ZM155 183H157V182H155ZM159 183V182H158ZM159 183V184H160ZM27 184V183H26ZM26 184H25V187H26ZM31 184H33L32 182H31ZM30 184V185H31ZM146 184V183H145ZM167 184V183H166ZM171 184V183H170ZM193 184V183H192ZM135 185V184H134ZM137 185V184H136ZM150 185V184H149ZM152 185H154L153 183H151V186ZM158 185V184H157ZM157 185L155 184V186L157 187ZM188 185H191V182L189 181V183H188ZM29 186V185H28ZM32 186V187H33ZM114 186V187H113ZM144 186V185H143ZM146 186H147V184H146ZM150 186V187H151ZM162 186V185H161ZM164 186H165V184H164ZM233 186V185H232ZM24 187V188H25ZM45 188L44 190H42V188ZM55 187V186H54ZM148 187V186H147ZM149 187V188H150ZM220 187H222V186H220ZM24 188H21L19 191H22V189H24ZM30 187H28L27 189H29ZM110 188V189H109ZM146 188V187H145ZM148 188V189H149ZM152 188H154L153 186H152ZM164 188V187H163ZM163 188L161 189V191L163 190ZM179 188H180V186H179ZM178 188V189H179ZM216 188V187H215ZM225 188V187H224ZM165 189H167V187L165 188ZM170 189V188H169ZM107 190V191H108ZM116 190V189H115ZM126 190V189H125ZM145 190V189H144ZM147 190V189H146ZM145 190V191H146ZM155 190H157V189H155ZM154 190V191H155ZM207 190V189H206ZM206 190L204 191V192H206ZM68 192V197L66 198V200H67V202H64L65 200L64 199H62V197H63V193L64 192ZM148 191V190H147ZM153 191V190H152ZM159 191V190H158ZM182 191V190H181ZM185 191V190H184ZM186 191H188V190H186ZM190 191V190H189ZM201 191V190H200ZM208 191V190H207ZM0 192L2 193V190H0ZM54 192H56V191H54ZM101 192V191H100ZM160 192V191H159ZM183 192V191H182ZM210 192L212 193V191H211V189H210ZM209 192V193H210ZM217 192H218V190H217ZM221 192V191H220ZM224 192V191H223ZM242 192V191H241ZM97 193V192H96ZM129 193L131 194V191H129ZM129 193H127V194H129ZM169 193V192H168ZM222 193V192H221ZM227 194H229L228 192H226ZM226 193H225V195H226ZM126 194V195H127ZM133 194V193H132ZM150 194H151V192H150ZM153 194V193H152ZM16 195H25V193H24V190L22 191V192H20V193H16ZM144 195V194H143ZM185 195V194H184ZM128 196V195H127ZM131 196V195H130ZM133 196V195H132ZM135 196V195H134ZM140 196V195H139ZM146 196H148V195H146ZM150 196V195H149ZM148 196V197H149ZM153 196V195H152ZM165 196H166V194H165ZM187 196V195H186ZM189 196V195H188ZM228 196V195H227ZM129 197V196H128ZM145 197V196H144ZM148 197H146L147 198V200L148 199H150L151 198V196H150V198H148ZM164 197V196H163ZM214 196H212V198H213ZM131 198V197H130ZM155 197H153L152 199H154ZM211 198V199H212ZM224 198V197H223ZM97 199V198H96ZM151 199V200H152ZM160 199V198H159ZM201 199V198H200ZM199 199V200H200ZM204 199V198H203ZM202 199V200H203ZM214 199V198H213ZM76 200V199H75ZM125 200V199H124ZM146 200V201H147ZM161 200V199H160ZM190 200V199H189ZM188 200V198L186 199L185 198V201L187 202V201H189ZM157 202H159V200H156ZM220 201V200H219ZM142 202V201H141ZM149 202V201H148ZM214 202V201H213ZM221 202V201H220ZM220 202H218L219 203V205H220ZM227 202V201H226ZM230 202V201H229ZM66 203V204H65ZM72 203V202H71ZM137 203V202H136ZM150 203H151V201H150ZM161 204H162V201L160 202ZM57 204V203H56ZM55 204V205H56ZM84 204V203H83ZM125 204V203H124ZM141 204H143V203H141ZM212 204H214V203H212ZM221 204H223V203H221ZM14 205V204H13ZM132 205V204H131ZM135 205V204H134ZM160 205V204H159ZM218 205V204H217ZM218 205V206H219ZM224 205H225V203H224ZM227 205H229V203L227 204ZM63 206L65 207V206H67L66 208H68V209H66L65 211H63ZM152 206V205H151ZM206 206V205H205ZM207 206H208V204H207ZM207 206H206V208H207ZM145 207V206H144ZM150 207V206H149ZM153 207V206H152ZM202 207H204V206H202ZM210 207V206H209ZM208 207V208H209ZM220 207V206H219ZM116 208V210L118 211V213L116 214V215H113V212H112V210L113 209H115ZM154 208V207H153ZM226 208V207H225ZM53 209H54V207H53ZM55 209H56V207H55ZM124 209H126V208H124ZM141 209V208H140ZM145 209V208H144ZM156 208H154V210H155ZM157 209H158V207H157ZM209 209H211V207L209 208ZM214 209V208H213ZM216 209H218V207L216 208ZM222 209V208H221ZM57 210V209H56ZM72 210V209H71ZM153 210V209H152ZM160 211H157L158 212V214H156L155 216H154V214L153 215H151L152 216V219L153 220H158V221H163L166 217H168L167 216V212H168V207H162L161 209H159ZM219 210V209H218ZM229 210H230V208H229ZM114 211V213H115V210H113ZM129 211V210H128ZM141 211V210H140ZM138 212V211H137ZM142 212V211H141ZM146 212H149V210L148 211H146ZM211 212V211H210ZM220 212V211H219ZM28 213V214H27ZM99 213V212H98ZM99 213V214H100ZM143 213H144V211H143ZM150 213V212H149ZM155 213V212H154ZM213 213V212H212ZM24 214V215H23ZM110 214H112V216L114 217V218H116L115 216H117V219L115 220L114 218H112L111 219V217H110ZM131 214V213H130ZM133 214H134V212H133ZM20 215H23V216H20ZM209 215V214H208ZM215 215V214H214ZM7 216V217H6ZM154 216V217H153ZM213 216V215H212ZM211 215L210 216H208V218L207 219H205V220H203V221H201L200 222V227H203V228H205V227H209V226H212V225H214V224H217V226L218 225H223L224 227L226 226V225H224L223 224V221H224V223L226 222V223H228V221H227V219L228 218H226V216L225 215H223L222 217L223 218H218V219H216V218H213ZM216 216V215H215ZM13 217V216H12ZM207 217V216H206ZM219 217V216H218ZM32 218V219H33ZM65 218V219H64ZM32 219H30L31 220V223H32ZM64 220L66 221V223L64 222ZM77 220H78V218H77ZM139 220V219H138ZM150 220V219H149ZM166 220V219H165ZM55 221V222H56ZM109 221V222H110ZM132 221V220H131ZM134 221V220H133ZM98 222V221H97ZM96 222V223H97ZM199 223V222H198ZM17 225V224H16ZM35 226V227H38V226ZM9 226V225H8ZM48 226V225H47ZM92 226H93V224H92ZM95 226V225H94ZM216 226V227H217ZM34 227V226H33ZM46 227V226H45ZM213 227V226H212ZM215 227V226H214ZM116 228V227H115ZM126 228V227H125ZM210 228V227H209ZM128 229V228H127ZM202 229V228H201ZM201 229H199V230H201ZM206 229V228H205ZM8 231V230H7ZM6 231V232H7ZM105 230L102 228L100 231H99V234L101 235V234H104L105 236H106V234H107V232H106V234H105ZM168 232V231H167ZM75 233H76V231H75ZM74 233V234H75ZM115 232H113V234H114ZM165 233H166V230H165ZM165 233H163V231L162 232H158V233H149V234H144V235H142L141 236V238H140V240H139V243L137 244V247H135V248H132L131 247V250H129L128 249V251H127V253H126V255H125V264L126 263H128V264H131L134 260H140V259H142L141 257H142V255L144 254V252H145V250H147V249H150L151 247H153V246H155V245H157L158 244V242H159V240L160 239H164V236H166L165 235ZM170 233V232H169ZM5 234H7V233H5ZM10 234V233H9ZM22 234V233H21ZM78 234V233H77ZM77 234H75V236H77ZM167 234V233H166ZM0 235V250L3 248V246H5V248H7V250L8 249H15V248H20V247H23V248H25L24 247V245H21L20 243H21V241H20V239H18V237H14V236H9V235H5V237H3V235L1 236ZM18 235H19V232H18ZM17 235V236H18ZM24 235H26V234H24ZM28 235V234H27ZM30 235V234H29ZM29 235L27 236V237H29ZM53 235H55L54 237H53ZM70 234L68 233V236H69ZM82 235V234H81ZM81 235H79V236H77L76 238L74 237V235H72L74 238H72V239H76V240H74V242H73V247L74 248H78V247H81V246H91L90 244H92L93 245V241H92V243H90L91 242V240H90V238L91 237H89V236H81ZM84 235V234H83ZM111 235V234H110ZM9 236V237H8ZM20 236V235H19ZM23 236V235H22ZM22 236H21V238H22ZM31 236V235H30ZM65 236H66V234H65ZM71 236V237H72ZM112 236V235H111ZM138 236V235H137ZM161 236H163V238H161ZM168 236V235H167ZM173 236V235H172ZM196 236V235H195ZM238 236V235H237ZM70 237V238H71ZM177 237V236H176ZM249 237V236H248ZM11 238V239H10ZM52 238V239H51ZM69 238V239H70ZM98 238L100 239L99 241H98V243L96 244V245H94V246H92L93 247V251L95 252V251H100V250H103V249H105L107 246H112V244H110V243H108L106 240H105V237L103 236H98ZM107 238H108V235H107ZM193 238V237H192ZM23 239V238H22ZM28 239V238H27ZM26 239V240H27ZM71 239V240H72ZM168 239V241L170 240L169 238H167ZM193 239H195V238H193ZM162 240H160V243L162 242ZM166 240V239H165ZM20 241V242H19ZM30 241V240H29ZM31 241H33V240H31ZM73 241V240H72ZM61 242V241H60ZM23 243V242H22ZM45 243H48V242H45ZM166 243V242H165ZM164 243V244H165ZM25 244V243H24ZM31 244H28V245H31ZM58 244V243H57ZM164 244H162V245H164ZM226 244V243H225ZM257 244H259V243H257ZM256 244V245H257ZM72 245V244H71ZM135 245V244H134ZM219 245H221V244H219ZM57 246V245H56ZM58 246H59V248H58V250L57 251H55V250H50V251H42V255H43V253H44V255H46V256H49V257H44L43 256V258H40V259H35V260H32V261H26L25 263L26 264H81V263H83L85 260H87V258H85L84 256L86 255V253L88 252V251H86L83 255H82V253L79 255V256H76V257H73L72 255H66V256H64V255H62V248H61V245H59L58 244ZM159 246V245H158ZM212 246V245H211ZM258 246V245H257ZM31 247V246H30ZM39 247V246H38ZM73 247H72V249H73ZM28 248H29V246H28ZM32 248H34V247H32ZM32 248H30V249H32ZM109 248V247H108ZM127 248V247H126ZM210 248V247H209ZM220 248H222L221 246H220ZM22 249V248H21ZM35 249V248H34ZM45 249V248H44ZM91 249V248H90ZM36 250V249H35ZM35 250H34V252H35ZM38 250V249H37ZM43 250V249H42ZM80 250V249H79ZM84 250V249H83ZM86 250V249H85ZM222 250V249H221ZM220 250V251H221ZM5 251V250H4ZM28 251V250H27ZM39 251V250H38ZM92 251V250H91ZM219 251V252H220ZM21 252V251H20ZM64 252V251H63ZM30 253V252H29ZM90 254H91V252H89ZM98 253V252H97ZM103 253V252H102ZM105 253V252H104ZM184 253H186V254H184V255H182V259H184V261H187L189 258H192L194 261H195V263H193V264H208L209 263V261H205V262H203V259L204 258H207V255H209V254H207L206 252H204L205 254H197L195 251H190V250H188L187 252H184ZM21 254H22V252H21ZM51 254H53V256H51ZM57 254H58V256H57ZM6 255V254H5ZM4 255V256H5ZM18 255H19V253H18ZM33 255V254H32ZM40 255V254H39ZM38 255V256H39ZM74 255V254H73ZM1 256V255H0ZM14 256V255H13ZM13 256L12 257H10L11 258V261H6V263H3V262H0V264H24V262L22 263V262H17L18 260H20V258L18 257V258H16L17 256L15 255V261L16 262H14V261H12V258H13ZM28 256H29V254H28ZM27 256V257H28ZM34 256L35 257H33V258H38V256L37 255H35L34 254ZM234 256V255H233ZM7 257V256H6ZM30 257H32L31 256V254H30V256H29V258ZM229 257H231V256H229ZM228 257V258H229ZM4 258V257H3ZM9 258V259H10ZM21 258H23L24 259V255H23V257H21ZM26 258V257H25ZM233 258H235L234 260H235V262H241V261H243V256H242V254H237L235 257H233ZM102 260H100L99 261V263H98V261H97V263H95V264H120V263H123L122 261H123V259H124V257L122 256V255H120L118 252H116V251H114V250H111V251H108L106 254H104V257L103 258H101ZM230 259H232V257L230 258ZM29 260V259H28ZM191 261V260H190ZM189 261V262H190ZM194 261H192V262H194ZM216 261V260H215ZM218 261V260H217ZM229 261V260H228ZM228 261H226V262H228ZM130 262V263H129ZM231 262V261H230ZM134 263H136V262H134ZM134 263H132V264H134ZM222 263V262H221ZM229 263V262H228ZM259 263H262V264H264V259L262 260V261H260ZM191 264V263H190ZM219 264V263H218ZM226 264V263H225ZM249 264H252V262H250Z\"/></svg>","mask_w":264,"mask_h":264},{"label":"water","instance_id":"3","mask_svg":"<svg viewBox=\"0 0 264 264\" xmlns=\"http://www.w3.org/2000/svg\"><path fill=\"white\" fill-rule=\"evenodd\" d=\"M149 1V0H148ZM170 1H172V0H170ZM204 1V0H203ZM210 1V0H209ZM136 3V2H135ZM190 3H191V5H190V7H189V9L190 10H187L186 8H185V6L182 4V6H180L179 8H177V9H174V10H172L171 12H170V14L171 15H173V16H175V15H177V17L179 16H185L186 17V19H188V18H190L189 17V14H193V12L195 13L196 12V10H198V6L200 5V2H199V0H193V2L190 0ZM133 4V3H132ZM131 4V5H132ZM195 8H196V10H195ZM181 18V17H180ZM181 21H183L182 20V18H181ZM188 33H190V32H188Z\"/></svg>","mask_w":264,"mask_h":264}]
</instances>
